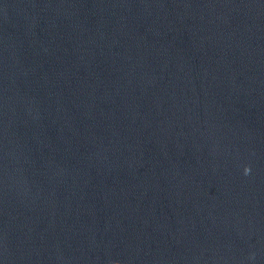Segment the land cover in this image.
Masks as SVG:
<instances>
[{"label": "water", "instance_id": "95a60500", "mask_svg": "<svg viewBox=\"0 0 264 264\" xmlns=\"http://www.w3.org/2000/svg\"><path fill=\"white\" fill-rule=\"evenodd\" d=\"M0 264H264V0H0Z\"/></svg>", "mask_w": 264, "mask_h": 264}, {"label": "clouds", "instance_id": "9594fccd", "mask_svg": "<svg viewBox=\"0 0 264 264\" xmlns=\"http://www.w3.org/2000/svg\"><path fill=\"white\" fill-rule=\"evenodd\" d=\"M247 171V170H246Z\"/></svg>", "mask_w": 264, "mask_h": 264}]
</instances>
